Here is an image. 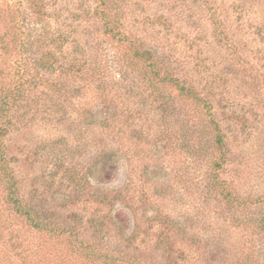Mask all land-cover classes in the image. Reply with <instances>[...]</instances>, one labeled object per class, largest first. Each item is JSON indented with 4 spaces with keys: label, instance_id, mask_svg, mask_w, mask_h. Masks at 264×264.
<instances>
[{
    "label": "rangeland",
    "instance_id": "374dc122",
    "mask_svg": "<svg viewBox=\"0 0 264 264\" xmlns=\"http://www.w3.org/2000/svg\"><path fill=\"white\" fill-rule=\"evenodd\" d=\"M43 1L51 36L61 42L58 35H63L84 46L82 26L86 21L77 20V14L83 6L95 7L93 0ZM26 7L27 0H0V72L4 75L0 86L20 85L27 98L13 111L14 124L4 138L23 202L42 219L60 226L80 227V217L87 227L88 219L105 214L107 219L98 235L88 232L94 229L81 231V238L89 236L95 247L100 244L104 250H145L149 260L162 264L159 243L169 235L177 241L174 249L184 251L180 264H203L196 246L211 252L210 264H226L230 252L245 264L240 250L242 230L222 229L213 194L204 195L196 186L187 188L177 179L181 174L188 178L185 182H201L208 170L204 160L211 156V151L205 157L203 151L175 144L189 125L182 112L163 120L155 104L128 103L103 92L104 100L100 87L84 86L81 78L87 69L68 75L42 70L38 76L26 71L22 78L27 82L21 86L17 71L23 70L25 58L5 53L1 36L11 31L13 15L19 24L20 13L29 14ZM126 12L125 31H136L146 45L163 52L166 66L209 102L227 149L223 178L232 185L236 198L249 204L255 215L264 216V0H135ZM212 18L220 21L232 51L223 48L212 34ZM62 48L70 53L71 43L64 42ZM115 77L106 72L98 80ZM60 79H64L66 89L59 87ZM50 81L60 91L50 87ZM176 103L183 112L187 103L201 109L187 96ZM88 111L98 123H105L89 126ZM92 140L99 141L98 146L111 155L115 165L111 169L109 163L103 164L104 158L90 177L88 170L98 155ZM171 142L178 148L169 145ZM160 185L165 196L159 194ZM119 190H125L128 200L137 206L136 214L131 212L132 206L128 210L119 201L107 207L99 204L104 192ZM3 203L0 190V257L4 263L10 258L13 264H22L6 244L13 235L24 242L20 249L27 252L28 264H91L76 255L64 238L51 240L37 233L27 226L25 218L13 217ZM169 220L178 226L176 232L168 230ZM91 236L98 240L93 242Z\"/></svg>",
    "mask_w": 264,
    "mask_h": 264
},
{
    "label": "trees",
    "instance_id": "16d2710c",
    "mask_svg": "<svg viewBox=\"0 0 264 264\" xmlns=\"http://www.w3.org/2000/svg\"><path fill=\"white\" fill-rule=\"evenodd\" d=\"M134 1L93 0L94 5L96 4L95 7L91 5L83 6L82 13L77 14V20L81 19L82 21V19H85L86 21L85 26H82L83 36L86 39L83 46L75 39L70 40L69 37H63V35H58L61 37V42L54 35L51 36L46 27L49 15L44 1L27 0L26 8L29 14L25 15L19 12L21 14L19 16L21 23L19 24L18 20H14L15 15H13V30L11 29L10 31L9 29L1 36L4 41L2 50L5 53L6 51H11L15 55L24 56V68L20 72L17 71L22 87L27 82L26 80L24 82V78H22V74L26 71L30 75L35 72V75L38 76V72L42 70L50 74L61 71L62 74L68 75L74 70L81 73L87 69L88 73L81 78L84 86L89 89L100 87L102 96H104L103 92H105L116 94L120 101L128 103H149L150 106L155 104L158 107V111L161 112L163 120L168 115L173 117L175 114L182 112L185 123L189 125L183 133V138L175 139V144L188 150L196 149L199 153L203 151L205 157L209 156L211 151V156L205 158V164L202 163L208 167V170L205 171V178L201 182L196 184L185 182L188 178L181 174L178 175L177 179L183 181V186H188L187 188L196 186L198 190H202V194L206 193L209 196L213 194L218 204L216 210V215L220 219L218 225H222V229L230 227L233 231L240 229L243 232L242 238L244 241L243 243L240 242V250L242 257L246 259L245 264H264V216L255 215L249 204L240 201L238 197L236 198L232 192V185L223 178V170L228 158L227 149L224 134L212 114L211 106L207 100L196 92L193 86L187 85L185 78H181L176 71L166 66V58L163 52L146 45L136 31L132 30L128 33L125 31L123 20L127 17L126 7L132 2L134 3ZM10 8V4H8V10ZM212 28V34L218 40V43L223 48L232 51L220 21L212 18ZM9 33L11 36H9ZM66 41L71 43L72 48L70 53H67L70 54V57L64 58L67 54L62 47ZM106 72L113 74V76L117 75V77H115V80H105L104 78L98 80L99 75ZM0 78H4L1 72ZM35 79L37 77L33 78L30 84ZM64 79H60L58 84L60 85L59 87L66 89ZM48 85L54 88L55 91H60L55 83L50 81ZM13 87L16 88L14 89ZM29 87L30 85L27 90H29ZM164 91L168 93L165 94ZM182 96L192 99V103L195 102V105H200L201 109L190 108V104L187 103L185 104L186 108L183 109L188 111L186 112L185 110L183 112L180 109L182 106L176 103ZM104 98L106 97L104 96ZM25 99H27L26 95H24L20 85L18 87L10 84L0 86V190L4 195L3 205L5 209L11 212L13 217L25 218L28 227L37 233L48 236L51 240L64 238L76 255L91 264H156L149 260L150 255L144 253L145 250L142 253L134 251L116 253L111 250H104L106 248H102L100 244L98 248L95 247L89 236L86 239L81 238V231L90 229L94 230L88 231L89 233L94 232L98 235L101 232V228L105 225L104 220L107 219L105 214L88 219L86 222L88 224L87 227H84L85 219L80 217L79 228L74 227L72 224L60 226L42 219L32 207L23 202L20 196L18 179L10 166L4 138L11 130V127H13L15 118L13 111L15 108L21 107L19 103L25 101ZM104 100H107V98ZM178 108L179 110H177ZM87 113L89 126L99 127L105 123L103 121L98 123L92 111ZM166 124L168 122L164 121L165 126ZM91 130V133L95 134L94 129L91 128ZM98 143V140L93 142V148L98 151V155L92 161L88 170L90 177L94 176V167L104 158L103 164L109 163L108 167L111 169L115 165V163H112L111 155L103 153ZM171 144L174 145L173 142L169 145ZM178 147L175 146V148ZM102 174H106V172ZM87 183L91 187L90 182L87 181ZM162 187L163 185H160V188ZM153 189L155 191L158 190L156 187ZM125 190L129 192V188ZM125 190H119L113 192V194L109 191L104 192L99 204H102V207H107L119 201L120 205L128 210L133 207L134 211L131 210V212L136 214L135 212L138 211L137 206L131 203L133 202L131 199L128 200ZM164 191L162 188L159 194L165 196L166 191ZM92 203L94 204L95 201L92 200ZM1 214L2 211L0 209ZM73 217H77V215L74 214ZM162 217L167 218L166 215H162ZM167 225L169 231H177L178 226L175 222L169 220ZM91 237L93 242L98 240L94 236ZM103 237L101 236V238ZM164 237L159 243L162 246L160 248L163 253H161V259L164 261L162 264H180V260L184 258V251L179 248L174 249L177 241L172 236L167 235ZM1 239L2 237L0 236V241ZM6 244L11 249L10 252L13 253L14 257L20 260L22 264H28L27 261L30 259L26 254L27 252L25 253L20 249L24 244L23 241H20L17 236L11 235V239ZM196 251H198V255L200 254L203 264L212 263L210 261L213 258L211 252H207L202 246H196ZM235 255V253L230 252L226 264H243L242 258H236ZM231 256L232 258L234 257L233 262L232 260L230 261L232 259ZM197 261L193 260L192 262L197 263ZM0 264L13 263L10 258L7 259V263H4L0 257ZM29 264H31V261Z\"/></svg>",
    "mask_w": 264,
    "mask_h": 264
}]
</instances>
